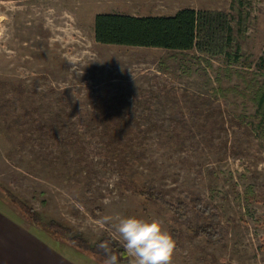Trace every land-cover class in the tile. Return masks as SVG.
<instances>
[{
	"label": "rangeland",
	"instance_id": "rangeland-1",
	"mask_svg": "<svg viewBox=\"0 0 264 264\" xmlns=\"http://www.w3.org/2000/svg\"><path fill=\"white\" fill-rule=\"evenodd\" d=\"M239 2L0 0V207L44 231L9 195L21 198L40 223L68 226L90 246L110 236L124 250L118 218L158 220L176 241L172 264H264V117L246 84L264 82V0ZM188 8L225 12L236 41L228 53L239 48L240 59L95 40L98 14ZM171 89L186 93L174 99ZM144 187L172 203L194 195L216 204L227 235H190L134 193ZM126 255L119 264H133ZM85 256L82 264H104Z\"/></svg>",
	"mask_w": 264,
	"mask_h": 264
},
{
	"label": "trees",
	"instance_id": "trees-1",
	"mask_svg": "<svg viewBox=\"0 0 264 264\" xmlns=\"http://www.w3.org/2000/svg\"><path fill=\"white\" fill-rule=\"evenodd\" d=\"M238 2L241 0H237ZM239 2V3H240ZM237 22L238 30L245 33L247 16L240 13ZM95 40L99 44L119 45L126 47L157 48L173 52L193 51L201 56L210 58L228 56L231 60H239V48L236 54L228 53L233 48L235 38L230 20L225 12L195 9H181L169 16L138 17L124 14L104 13L98 14L94 19ZM261 84V86L257 84ZM246 82L248 91L256 90L254 103L258 113L264 117V82ZM254 87V88H252ZM174 99L183 96L185 90H173ZM193 96V94H191ZM134 193L152 200L167 209L177 220L182 222L187 232L200 238L220 242L227 235L226 227L221 224V212L216 204L209 203L197 196L189 195L186 202L172 203L165 200L163 193L152 187L134 189ZM10 200L24 215L35 220L44 231L50 235L65 240L75 252L78 260L88 259L86 254L98 255L105 259L104 251L99 247L106 243L110 251L118 256L119 261L126 259V252L118 241L110 236L102 238L94 246H90L82 233L64 226L57 221L40 223L38 212L21 198L12 195ZM194 214L203 218L207 225L194 227L189 220V215ZM86 253L81 255V253ZM94 258V257H93Z\"/></svg>",
	"mask_w": 264,
	"mask_h": 264
},
{
	"label": "crops",
	"instance_id": "crops-1",
	"mask_svg": "<svg viewBox=\"0 0 264 264\" xmlns=\"http://www.w3.org/2000/svg\"><path fill=\"white\" fill-rule=\"evenodd\" d=\"M62 245L0 207V264H82Z\"/></svg>",
	"mask_w": 264,
	"mask_h": 264
},
{
	"label": "clouds",
	"instance_id": "clouds-1",
	"mask_svg": "<svg viewBox=\"0 0 264 264\" xmlns=\"http://www.w3.org/2000/svg\"><path fill=\"white\" fill-rule=\"evenodd\" d=\"M114 227L133 264H172L176 241L164 230L162 222L128 216L118 218ZM99 247L104 251V264H119L118 256L106 243Z\"/></svg>",
	"mask_w": 264,
	"mask_h": 264
}]
</instances>
